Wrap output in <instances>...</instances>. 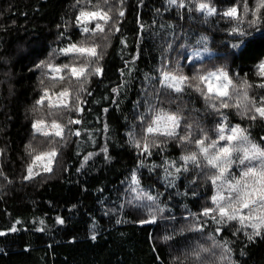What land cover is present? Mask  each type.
I'll use <instances>...</instances> for the list:
<instances>
[{
    "label": "trees",
    "instance_id": "obj_1",
    "mask_svg": "<svg viewBox=\"0 0 264 264\" xmlns=\"http://www.w3.org/2000/svg\"><path fill=\"white\" fill-rule=\"evenodd\" d=\"M261 65L264 0H0V264H264V226L251 227L264 209L243 225L203 214L218 185L196 143L225 146L218 127L238 125L264 149ZM217 70L225 97L194 79ZM163 72L188 77L183 91ZM161 111L179 117L174 135L147 131Z\"/></svg>",
    "mask_w": 264,
    "mask_h": 264
},
{
    "label": "snow or ice",
    "instance_id": "obj_2",
    "mask_svg": "<svg viewBox=\"0 0 264 264\" xmlns=\"http://www.w3.org/2000/svg\"><path fill=\"white\" fill-rule=\"evenodd\" d=\"M170 4L176 5L178 0H169ZM179 7H183V3L178 4ZM199 10H207L208 14L211 15L214 13V9L211 8L208 4L200 3L198 6ZM236 9L233 8L229 12L225 13V15H235ZM120 15H123V12H120ZM99 16L100 19H109L107 13H88L81 12L80 17L92 18L95 19ZM96 29L103 31V28L100 24L96 25ZM94 29L93 32L96 30ZM84 32H89L87 27L84 28ZM198 43H200L198 41ZM71 49H74L78 52L84 53L87 52L90 56H97L95 47L92 48H77L76 45H71ZM62 51H69V49H64ZM198 55V53H194ZM52 71L60 72L61 68L56 67L53 68L49 65ZM63 68H69L68 65H63ZM261 68L264 69V65H261ZM73 76L79 77L83 75L85 72V68L81 67L79 69L72 67L70 69ZM102 70L100 68L95 69V73H100ZM163 81L162 84L164 87L172 88L176 92H182L183 87L182 84L188 81V77L183 75H175L169 72H163ZM221 77L227 83L219 84L214 88L213 81L219 80ZM63 79V77H61ZM194 79H198L200 82L205 83L207 86V90L209 93L215 91L218 96L225 97L228 95L227 87L231 84V80L228 79L227 73L223 72V70H219L218 72H210L206 76L195 77ZM260 87H264V84H261ZM197 90L202 91L197 85ZM47 94V93H46ZM61 95H67V92H62ZM246 95V93H245ZM207 99V95L205 96ZM43 101H38V103H42ZM264 103V101H262ZM212 107L215 108L213 104ZM221 107L227 108L228 104L222 103ZM256 112L260 114L261 117H264V107L256 108ZM255 119V117H252ZM161 120H167L174 123L175 126H179V117L176 115H169L161 111L157 114L156 121L154 123H159ZM72 122V121H70ZM75 123H79V121H74ZM42 123L40 121L37 124ZM53 127L60 129L55 134L61 135L62 129L60 125L53 122ZM149 133L154 131L153 127H149L147 129ZM219 133L218 140L219 141H227L228 143L225 146L218 147V141H212L208 146L204 145V139L196 141L197 145L200 148V153L203 155L208 166L216 169L215 174L210 178L213 184L218 185L217 194L212 197L213 203L216 205L215 208L205 209L204 215H209L213 212H218L221 219L227 218L228 220H239V222L243 225L246 220L253 218L254 209H264V149H261L256 144H252L249 141V138L243 135V129H240L239 126H233L228 135H225V126L221 125L217 129ZM79 135V132L75 133ZM169 136L174 135V132H168ZM181 139H188V136L182 137ZM234 141H238L239 143L233 144ZM245 144H248L249 147H244ZM139 147V143L136 145ZM212 149L213 151H210ZM145 151H148L147 145H145ZM237 155L233 158V154ZM51 155H55V153H51ZM36 159H40V157H36ZM185 162L191 161L194 164L198 165L197 154L192 153L189 156L183 157ZM245 161H248V166L241 170L240 178H236L235 176H231L228 174V170L232 164L236 163L238 165H245ZM253 161H259V165L253 164ZM47 171H50V168H46ZM179 171V169H177ZM32 169L29 168V174L31 175ZM249 177L258 178L254 179L252 183H249ZM138 182V181H134ZM225 189L227 190V195L224 194ZM148 199L152 200L153 197L149 196ZM247 209V214H244V210ZM215 219V217H213ZM257 222H253L251 227L254 229H258L261 226H264V215H261L257 218ZM63 223V221H60ZM16 229L13 228L12 231ZM219 231V230H218ZM3 233H0L2 235ZM257 234H259L257 232ZM251 238V237H250ZM95 239V237H93Z\"/></svg>",
    "mask_w": 264,
    "mask_h": 264
},
{
    "label": "rangeland",
    "instance_id": "obj_3",
    "mask_svg": "<svg viewBox=\"0 0 264 264\" xmlns=\"http://www.w3.org/2000/svg\"><path fill=\"white\" fill-rule=\"evenodd\" d=\"M197 53H198V55H195V54H194V56H192V57L189 59V61L192 62V61L203 60L205 57H207V56H209V55L211 54L210 51L197 52ZM218 71H219V70H217V71H213V72H218ZM223 72H225V71H223ZM225 73H226V72H225ZM227 77H228V75H227ZM228 79H229V77H228ZM222 83H227V81H225V80L223 79V77H221L219 80H214V81H213L214 88H215L216 86H218L219 84H222ZM229 86H230V84L228 85V87H227V89H226V90H227V93H228V88H229ZM213 93L217 94L215 91H213ZM79 123H80V121H79ZM233 126H237V125H227V126H225V135L230 134V133H229V130H230ZM35 128H36V130H37L38 132H40V133H50V132L52 131L51 128H49V126L46 125L44 122L39 123V124H36V125H35ZM174 128H175L174 123L171 122V121H167V120H161L159 123H155V125H154V129H155V130H160V131H162V132H172V131H174ZM239 128H240V127H239ZM50 158H51V155L48 156V161H49V162H46V163H45L46 168H51V164H52L53 160L50 161Z\"/></svg>",
    "mask_w": 264,
    "mask_h": 264
}]
</instances>
